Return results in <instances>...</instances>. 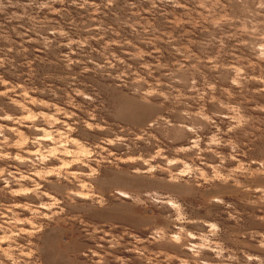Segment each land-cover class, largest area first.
<instances>
[{"label":"clouds","instance_id":"1","mask_svg":"<svg viewBox=\"0 0 264 264\" xmlns=\"http://www.w3.org/2000/svg\"><path fill=\"white\" fill-rule=\"evenodd\" d=\"M0 264H264V0H0Z\"/></svg>","mask_w":264,"mask_h":264},{"label":"rangeland","instance_id":"2","mask_svg":"<svg viewBox=\"0 0 264 264\" xmlns=\"http://www.w3.org/2000/svg\"><path fill=\"white\" fill-rule=\"evenodd\" d=\"M101 43H103V41H101ZM94 46H98V45H95V42H94ZM35 55L43 56V53L37 52V53H35ZM39 69H40L41 72L49 70L47 65H40ZM59 70L60 69H57V71H59Z\"/></svg>","mask_w":264,"mask_h":264}]
</instances>
